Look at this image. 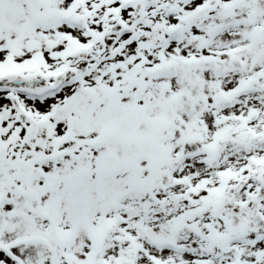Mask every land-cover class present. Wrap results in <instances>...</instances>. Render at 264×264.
Listing matches in <instances>:
<instances>
[{
    "label": "snow or ice",
    "instance_id": "obj_1",
    "mask_svg": "<svg viewBox=\"0 0 264 264\" xmlns=\"http://www.w3.org/2000/svg\"><path fill=\"white\" fill-rule=\"evenodd\" d=\"M0 264H264V0H0Z\"/></svg>",
    "mask_w": 264,
    "mask_h": 264
}]
</instances>
